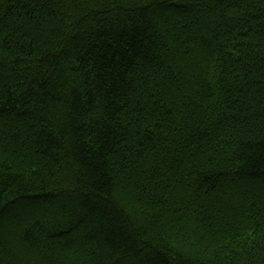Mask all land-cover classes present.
Instances as JSON below:
<instances>
[{
  "label": "trees",
  "instance_id": "1",
  "mask_svg": "<svg viewBox=\"0 0 264 264\" xmlns=\"http://www.w3.org/2000/svg\"><path fill=\"white\" fill-rule=\"evenodd\" d=\"M0 264H264V0H0Z\"/></svg>",
  "mask_w": 264,
  "mask_h": 264
}]
</instances>
